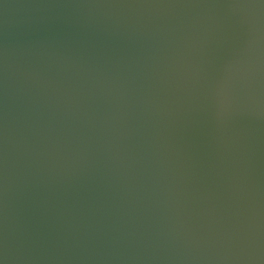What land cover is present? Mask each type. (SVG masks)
I'll use <instances>...</instances> for the list:
<instances>
[{"label":"water","instance_id":"obj_1","mask_svg":"<svg viewBox=\"0 0 264 264\" xmlns=\"http://www.w3.org/2000/svg\"><path fill=\"white\" fill-rule=\"evenodd\" d=\"M0 264H264V0H0Z\"/></svg>","mask_w":264,"mask_h":264}]
</instances>
